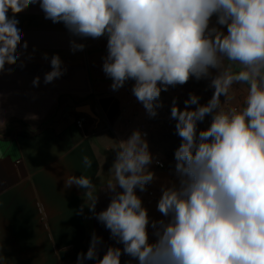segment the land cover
Masks as SVG:
<instances>
[{"label": "clouds", "instance_id": "obj_1", "mask_svg": "<svg viewBox=\"0 0 264 264\" xmlns=\"http://www.w3.org/2000/svg\"><path fill=\"white\" fill-rule=\"evenodd\" d=\"M35 3L46 20L63 22L73 36H106L102 70L111 88L134 80L132 92L150 116L170 86L194 77L209 80L213 89L206 104L194 93L183 110L173 102L171 118L181 138L174 153L179 184L162 188L157 209L167 220L151 221L155 242H149L150 218L136 192L156 179L139 130L112 149L113 178L103 187L113 195L105 210L95 212L98 189L90 177L67 176L65 188L85 190L79 214L87 207L123 245L96 259L100 238L93 235L78 264H121L122 254L138 264H264V0H0V72L20 56L15 14ZM84 47L72 42L73 51ZM50 64L45 84L66 71L59 55ZM39 81L35 77L33 86ZM239 84L247 86L242 106L225 109L221 97L227 102ZM206 116L209 126L198 130ZM82 162L92 167L87 155Z\"/></svg>", "mask_w": 264, "mask_h": 264}, {"label": "crops", "instance_id": "obj_2", "mask_svg": "<svg viewBox=\"0 0 264 264\" xmlns=\"http://www.w3.org/2000/svg\"><path fill=\"white\" fill-rule=\"evenodd\" d=\"M13 16L11 10L7 13ZM22 31L17 63L0 72V264H78L93 235L100 238L97 258L109 247L123 248L85 204L84 189L65 188L69 175H86L97 186L95 212L105 210L113 193L103 186L112 179L115 144L147 125L150 115L132 92L134 80L113 90L102 70L107 37L73 36L63 22L45 19L39 3L15 14ZM216 17L212 18L215 24ZM83 44L73 51L72 42ZM47 54V59L44 58ZM59 55L64 74L44 83L50 60ZM39 76L38 86L33 80ZM246 85H234L229 103L242 106ZM82 116L84 128L75 127ZM156 179L146 191L136 190L150 218L149 242H155L151 221L167 220L157 209L162 188L179 184L174 169H158L150 137L146 139ZM92 160L87 168L82 157ZM163 161V160H162ZM118 191H122L118 189ZM151 192V194H149ZM85 259L82 264H96ZM121 264H138L126 254Z\"/></svg>", "mask_w": 264, "mask_h": 264}, {"label": "trees", "instance_id": "obj_3", "mask_svg": "<svg viewBox=\"0 0 264 264\" xmlns=\"http://www.w3.org/2000/svg\"><path fill=\"white\" fill-rule=\"evenodd\" d=\"M185 100L187 99L181 97L164 106V103L159 97L156 103L161 106L156 108L157 114L154 117L150 116L148 121V125L151 128L150 143L152 144L156 154L162 156L166 160L169 168L174 170L176 165L174 153L181 143V138L176 134V120L171 118V108L173 106V102L175 101L176 105L183 110L185 108ZM189 107L195 108L196 106L191 105ZM207 118H209V116H206L203 122H198V130L205 129L209 126Z\"/></svg>", "mask_w": 264, "mask_h": 264}, {"label": "rangeland", "instance_id": "obj_4", "mask_svg": "<svg viewBox=\"0 0 264 264\" xmlns=\"http://www.w3.org/2000/svg\"><path fill=\"white\" fill-rule=\"evenodd\" d=\"M208 85H209V80L201 79V80L197 81L193 77V78H190L189 81L187 83H185L184 85H177L175 87L170 86L167 91H161L160 99L164 103V106H166V104H169L173 100H175V99L177 100L181 97L184 99H188L187 97H189V94L194 93L200 97V101H199L200 104H206L213 94V89L208 87ZM181 102H182V100H181ZM221 102H222V106L225 109L231 107L230 106L231 103H229V97L227 99V102H225L224 97H221ZM233 106H235V104L232 103V107ZM207 120L210 124L211 116H209V118H207ZM150 134H151V128L148 125V136L149 137H150ZM156 157L163 160L165 165H167L166 160L162 156L157 155ZM167 169H169L168 165H167V168L164 169V171H167Z\"/></svg>", "mask_w": 264, "mask_h": 264}, {"label": "built area", "instance_id": "obj_5", "mask_svg": "<svg viewBox=\"0 0 264 264\" xmlns=\"http://www.w3.org/2000/svg\"><path fill=\"white\" fill-rule=\"evenodd\" d=\"M84 124H85V119L82 116H79L76 118L75 120V127L79 130H82L84 128ZM140 132L143 134L144 138L147 139L148 138V129H147V125L142 123L140 125ZM155 165L158 169H163L165 168V163L162 160H156L155 161ZM148 187V185L146 186V188ZM151 194V192L149 193Z\"/></svg>", "mask_w": 264, "mask_h": 264}]
</instances>
